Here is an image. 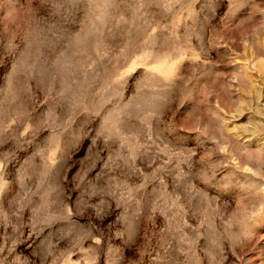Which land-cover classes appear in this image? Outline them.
Here are the masks:
<instances>
[{
    "label": "rangeland",
    "instance_id": "rangeland-1",
    "mask_svg": "<svg viewBox=\"0 0 264 264\" xmlns=\"http://www.w3.org/2000/svg\"><path fill=\"white\" fill-rule=\"evenodd\" d=\"M0 264H264V0H0Z\"/></svg>",
    "mask_w": 264,
    "mask_h": 264
}]
</instances>
